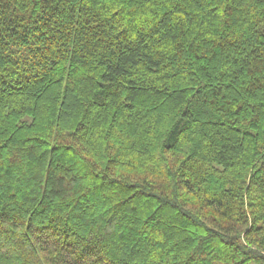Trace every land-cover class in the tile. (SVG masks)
<instances>
[{
    "label": "trees",
    "instance_id": "trees-1",
    "mask_svg": "<svg viewBox=\"0 0 264 264\" xmlns=\"http://www.w3.org/2000/svg\"><path fill=\"white\" fill-rule=\"evenodd\" d=\"M0 264H264V0H0Z\"/></svg>",
    "mask_w": 264,
    "mask_h": 264
}]
</instances>
